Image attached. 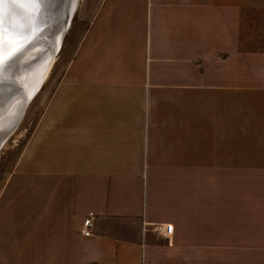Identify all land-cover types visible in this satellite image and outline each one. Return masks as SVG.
<instances>
[{
    "label": "crops",
    "instance_id": "crops-1",
    "mask_svg": "<svg viewBox=\"0 0 264 264\" xmlns=\"http://www.w3.org/2000/svg\"><path fill=\"white\" fill-rule=\"evenodd\" d=\"M58 67L0 264H264V0H77Z\"/></svg>",
    "mask_w": 264,
    "mask_h": 264
},
{
    "label": "water",
    "instance_id": "water-1",
    "mask_svg": "<svg viewBox=\"0 0 264 264\" xmlns=\"http://www.w3.org/2000/svg\"><path fill=\"white\" fill-rule=\"evenodd\" d=\"M64 1H66L65 4L68 3L67 0H64ZM61 4L62 3H60L58 6L56 5V11L51 6L49 8V5L47 3L42 6L40 11H31L29 13L31 17V32L36 35V39H32L29 42H27L23 50L19 54H17L13 60L10 61L7 68L13 67L12 71H14V68L17 71L18 69H21L22 67H24L25 69V66H27L29 69L28 58L31 57L32 59V57H34L33 55H36L32 52V50H37V52H39V54L37 53L39 57L41 56L43 57L46 51H50V48L53 51V48H54L53 44L55 43L54 41L55 34L53 33V31L51 32V29L52 28L55 29L59 25L61 27L64 24L62 29H60V33H59L60 42L62 41L63 36L70 25L71 18L73 14L75 13V10L77 7V0H70V4L68 3L69 5H67V8L64 9L66 12H68L70 16L68 19V22L65 19H60V17L57 16V11L61 8ZM5 11L6 13L8 11L7 5L5 6ZM54 11H55V14H54L55 16H53ZM13 19H15V17H13ZM28 35L29 33L26 29L24 36L27 37ZM51 36H52V40L50 38L49 40L48 37H51ZM11 38L16 39L18 43H23V39L21 37H16V38L11 37ZM34 45H36V47L31 48ZM50 61L48 63V68L50 65ZM47 70H43L44 71L43 74H46L45 71ZM5 76L6 78L3 81H0V122L4 120L13 111V108L15 107L18 101H20V103H18L20 107L16 115L17 119L13 121L11 126L7 129V132L2 137H0V149L2 148L4 143L7 141V139L12 135L14 130L16 129L23 115L24 106L39 91L42 85L43 79H44L43 77L44 75H42L40 78V84H39L38 89L34 90L33 93L31 94V97H29L24 87L22 86L20 79L16 78L17 77L16 73L14 75L12 73L8 75V72H6Z\"/></svg>",
    "mask_w": 264,
    "mask_h": 264
},
{
    "label": "snow or ice",
    "instance_id": "snow-or-ice-1",
    "mask_svg": "<svg viewBox=\"0 0 264 264\" xmlns=\"http://www.w3.org/2000/svg\"><path fill=\"white\" fill-rule=\"evenodd\" d=\"M48 2L49 0H0V81L6 78V68L10 61L23 50L27 42L36 39V35L31 32L29 13L40 11ZM26 29L29 33L27 37L24 36ZM11 37H21L23 43H18Z\"/></svg>",
    "mask_w": 264,
    "mask_h": 264
},
{
    "label": "rangeland",
    "instance_id": "rangeland-1",
    "mask_svg": "<svg viewBox=\"0 0 264 264\" xmlns=\"http://www.w3.org/2000/svg\"><path fill=\"white\" fill-rule=\"evenodd\" d=\"M73 16L71 18L70 25H71ZM69 27L66 30V32L69 30ZM66 32L63 36L62 41L59 44V47L56 46L55 48L56 51L53 56L54 59H52L50 63V66L45 74V77L43 79V82L40 88L45 87L47 85V82H49V79H48L49 77H52V76L55 77L58 75L56 72L61 71L60 68L58 67V61L60 60L61 51L63 50V47H64V40H65ZM74 32L76 33L75 30ZM54 40H55V37H54ZM34 54H37V52H35ZM32 100L30 99V101L24 106L23 115L16 129L14 130L12 135L7 139V141L4 143V145L0 149V191L2 189L3 183L5 182L8 176V173L13 168L14 163L16 162L20 151L22 150L23 146L27 144L28 141L31 139L32 126H33L34 118L36 117L33 111V101Z\"/></svg>",
    "mask_w": 264,
    "mask_h": 264
},
{
    "label": "bare ground",
    "instance_id": "bare-ground-1",
    "mask_svg": "<svg viewBox=\"0 0 264 264\" xmlns=\"http://www.w3.org/2000/svg\"><path fill=\"white\" fill-rule=\"evenodd\" d=\"M67 1L70 4V0H67ZM60 3H62L61 8L59 9L61 11H59L57 9L58 10L57 16H59L60 19H65L68 22V19L70 16H69L68 12H66L64 10L65 8H67V5H69L68 3L65 4L66 1H64V0L63 1L62 0H49L48 5H49V8L51 6L56 11V5L58 6ZM55 11L53 13V16H55L54 15ZM63 25L61 27L59 25L58 26L59 29H58V27L55 29L54 28L51 29V32L53 31V33L55 34V40H54L55 43L53 44V46H54L53 51L50 48V51H46V53L43 55V57L42 56L39 57V55H38L39 53L37 52V50H32V52H34V53L37 52L38 54H36L37 56L33 55L34 57H32V59H31V57L28 58L29 69L27 66H25V69H24V67H22L21 69H18L17 71L15 68H14V71H12L13 67L6 68V72H8V75L10 73H12L13 75L16 73V75H17L16 78L20 79L22 86L24 87V89H25V91L29 97H31V94L33 93L34 90L38 89L41 76L44 75L43 77H45V74H43L44 73L43 70H47L49 61L50 60L52 61V59H54L53 56H54V53L56 51L55 48H56V46L59 47V44H60V34L59 33H60V29H62ZM49 38L52 40V36L48 37V39ZM35 47H36V45L32 46L31 48H35ZM51 61H50V63H51ZM46 72L47 71H45V73ZM18 103H20V101L17 102V104L13 108V111L4 120H2L0 122V137H2L7 132V129L11 126L13 121L17 119L16 115H17V113L19 111V107H20Z\"/></svg>",
    "mask_w": 264,
    "mask_h": 264
},
{
    "label": "built area",
    "instance_id": "built-area-1",
    "mask_svg": "<svg viewBox=\"0 0 264 264\" xmlns=\"http://www.w3.org/2000/svg\"><path fill=\"white\" fill-rule=\"evenodd\" d=\"M94 214L89 213L84 219L82 224L81 234L85 237L92 235V226H93ZM150 227V231L159 237L168 238L173 232V226L171 224H153Z\"/></svg>",
    "mask_w": 264,
    "mask_h": 264
}]
</instances>
